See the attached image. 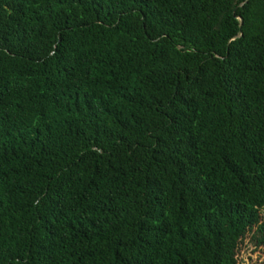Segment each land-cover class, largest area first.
<instances>
[{"label":"trees","instance_id":"16d2710c","mask_svg":"<svg viewBox=\"0 0 264 264\" xmlns=\"http://www.w3.org/2000/svg\"><path fill=\"white\" fill-rule=\"evenodd\" d=\"M263 210L264 0H0V264H250Z\"/></svg>","mask_w":264,"mask_h":264},{"label":"rangeland","instance_id":"374dc122","mask_svg":"<svg viewBox=\"0 0 264 264\" xmlns=\"http://www.w3.org/2000/svg\"><path fill=\"white\" fill-rule=\"evenodd\" d=\"M264 211V210H263ZM253 241H252V239H251V237H249L247 240H246V242H245V244H244V247H247V246H250V247H252V243ZM252 249H254L253 247H252ZM260 251V250H259ZM244 255H241V257H246L247 255H249L250 253H252V251L250 250V251H244ZM259 253H262V254H264V251L262 252V251H260V252H257V253H255V259L252 261V263H250V264H264V256H263V258H261V259H257L258 258V255H259ZM246 259V258H245ZM246 264V263H245Z\"/></svg>","mask_w":264,"mask_h":264},{"label":"water","instance_id":"95a60500","mask_svg":"<svg viewBox=\"0 0 264 264\" xmlns=\"http://www.w3.org/2000/svg\"><path fill=\"white\" fill-rule=\"evenodd\" d=\"M242 21V20H241Z\"/></svg>","mask_w":264,"mask_h":264}]
</instances>
